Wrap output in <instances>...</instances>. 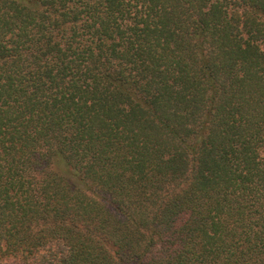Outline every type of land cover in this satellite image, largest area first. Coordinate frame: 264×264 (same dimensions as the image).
Listing matches in <instances>:
<instances>
[{
  "label": "trees",
  "instance_id": "1",
  "mask_svg": "<svg viewBox=\"0 0 264 264\" xmlns=\"http://www.w3.org/2000/svg\"><path fill=\"white\" fill-rule=\"evenodd\" d=\"M0 264H264V0H0Z\"/></svg>",
  "mask_w": 264,
  "mask_h": 264
}]
</instances>
